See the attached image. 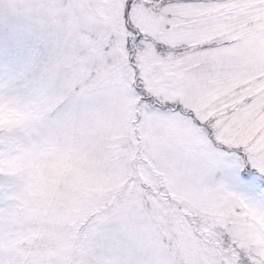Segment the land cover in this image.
Wrapping results in <instances>:
<instances>
[{
	"label": "snow or ice",
	"instance_id": "snow-or-ice-1",
	"mask_svg": "<svg viewBox=\"0 0 264 264\" xmlns=\"http://www.w3.org/2000/svg\"><path fill=\"white\" fill-rule=\"evenodd\" d=\"M0 264H264V0H0Z\"/></svg>",
	"mask_w": 264,
	"mask_h": 264
}]
</instances>
